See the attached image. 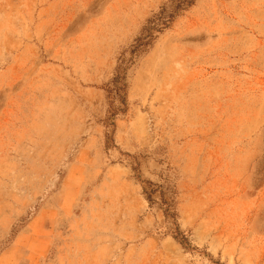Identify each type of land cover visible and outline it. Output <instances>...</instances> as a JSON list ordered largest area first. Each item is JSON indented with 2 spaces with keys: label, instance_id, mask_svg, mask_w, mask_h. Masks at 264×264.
I'll return each instance as SVG.
<instances>
[{
  "label": "rangeland",
  "instance_id": "374dc122",
  "mask_svg": "<svg viewBox=\"0 0 264 264\" xmlns=\"http://www.w3.org/2000/svg\"><path fill=\"white\" fill-rule=\"evenodd\" d=\"M0 0V264H264V0Z\"/></svg>",
  "mask_w": 264,
  "mask_h": 264
},
{
  "label": "trees",
  "instance_id": "16d2710c",
  "mask_svg": "<svg viewBox=\"0 0 264 264\" xmlns=\"http://www.w3.org/2000/svg\"><path fill=\"white\" fill-rule=\"evenodd\" d=\"M192 2H193V0H178L177 8L182 9V8H184V6L190 5Z\"/></svg>",
  "mask_w": 264,
  "mask_h": 264
}]
</instances>
